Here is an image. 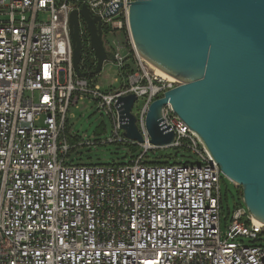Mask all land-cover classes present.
Returning a JSON list of instances; mask_svg holds the SVG:
<instances>
[{"label": "built area", "instance_id": "obj_1", "mask_svg": "<svg viewBox=\"0 0 264 264\" xmlns=\"http://www.w3.org/2000/svg\"><path fill=\"white\" fill-rule=\"evenodd\" d=\"M132 1L0 0V264H264V225L237 206L222 230L224 177L169 104L162 118L174 141L150 144L149 106L180 83L138 56ZM83 5L100 21L108 59L125 79L112 92L75 74L70 16ZM78 33L81 52L93 55L81 16ZM80 70L90 73L81 61ZM131 94L133 106L141 101L132 114L142 144L123 136L116 109L118 98ZM85 100L111 118L105 140L66 132L68 112ZM109 144L138 152L122 164L71 160L79 148ZM181 148L198 163L146 161L149 151Z\"/></svg>", "mask_w": 264, "mask_h": 264}, {"label": "water", "instance_id": "obj_2", "mask_svg": "<svg viewBox=\"0 0 264 264\" xmlns=\"http://www.w3.org/2000/svg\"><path fill=\"white\" fill-rule=\"evenodd\" d=\"M78 16L87 23L96 59L90 73L80 70ZM129 27L138 56L180 83L149 106L145 127L150 144L174 141L162 118L169 104L223 177L241 188L251 217L264 225V0H133ZM101 34L100 21L91 18L85 5L71 13L78 78L98 75L109 60ZM135 101L133 94L121 96L116 109L123 136L142 144L132 114Z\"/></svg>", "mask_w": 264, "mask_h": 264}, {"label": "rangeland", "instance_id": "obj_3", "mask_svg": "<svg viewBox=\"0 0 264 264\" xmlns=\"http://www.w3.org/2000/svg\"><path fill=\"white\" fill-rule=\"evenodd\" d=\"M87 51L88 48H86ZM94 58V55L91 56ZM89 79L101 87L103 91L112 92L121 88L124 77L120 76L119 69L115 66L112 60H107L103 64V68L98 75L90 76ZM115 80H117L115 82ZM141 105V101H137L133 106L132 112L135 114L138 107ZM65 130L67 133L70 131V135L87 140H105L113 133V123L111 118L98 112L93 104L88 103L86 100L79 102L77 107H72L68 112L67 122ZM134 148L127 146L126 144H109L100 145L92 148H79L71 153V160L74 164H90L100 165L110 162H118V160H124L123 157L133 152ZM160 154V153H159ZM163 158L158 159L159 162L170 161L172 158H177L178 162L183 160L190 164H197V156L190 150L181 149H169L164 151ZM156 155L153 151L147 153L146 161L153 162L156 160ZM221 197L223 207L222 217V230L229 220V214L233 211L236 204L242 202V191L240 187L232 184L226 178L221 182ZM243 207L244 204H242Z\"/></svg>", "mask_w": 264, "mask_h": 264}, {"label": "trees", "instance_id": "obj_4", "mask_svg": "<svg viewBox=\"0 0 264 264\" xmlns=\"http://www.w3.org/2000/svg\"><path fill=\"white\" fill-rule=\"evenodd\" d=\"M82 58H81V67L82 69H86L89 70L90 72L94 70L96 62H94V59L91 58L92 53H90L89 51H87L86 48L82 49ZM134 154H137V149H133ZM156 160L157 161H153L152 164L154 165H161V166H165V165H171L173 164V160L171 159L170 161H165V162H159L158 159H160V157L163 158V155L160 156V154L158 153L156 155ZM124 160H118V162L113 161L112 163H116V164H122ZM187 162H185L186 164ZM243 203L241 204H236V206H242Z\"/></svg>", "mask_w": 264, "mask_h": 264}, {"label": "bare ground", "instance_id": "obj_5", "mask_svg": "<svg viewBox=\"0 0 264 264\" xmlns=\"http://www.w3.org/2000/svg\"><path fill=\"white\" fill-rule=\"evenodd\" d=\"M148 67L150 70L154 71L156 75L163 77L164 79H173L170 76H168L167 74L163 73L162 71H160L159 69L153 67L151 64L147 63Z\"/></svg>", "mask_w": 264, "mask_h": 264}]
</instances>
